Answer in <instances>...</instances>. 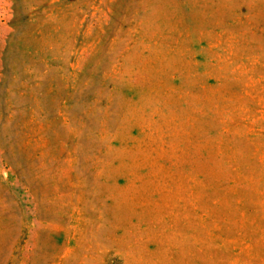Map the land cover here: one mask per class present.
Instances as JSON below:
<instances>
[{"label":"rangeland","instance_id":"obj_1","mask_svg":"<svg viewBox=\"0 0 264 264\" xmlns=\"http://www.w3.org/2000/svg\"><path fill=\"white\" fill-rule=\"evenodd\" d=\"M0 264H264V0H0Z\"/></svg>","mask_w":264,"mask_h":264}]
</instances>
